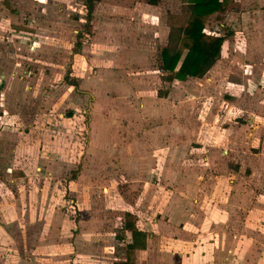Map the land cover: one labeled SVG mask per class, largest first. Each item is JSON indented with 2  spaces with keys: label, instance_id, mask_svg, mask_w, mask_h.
I'll return each mask as SVG.
<instances>
[{
  "label": "rangeland",
  "instance_id": "obj_1",
  "mask_svg": "<svg viewBox=\"0 0 264 264\" xmlns=\"http://www.w3.org/2000/svg\"><path fill=\"white\" fill-rule=\"evenodd\" d=\"M137 5L148 15L136 18L131 10ZM191 8L189 0H98L88 22L86 0H0V73L24 78L18 90L10 78L8 94L0 93V130L11 136L7 148L0 146V264H111L120 203L145 190L146 182L159 180L155 170L175 146L168 141L166 147L154 134L151 157L146 165L139 162L148 167L140 177L115 157L103 156V147L112 149L111 137L101 152L87 151L98 123L119 119L120 126L108 128L120 129L128 144L145 123L156 132L165 122L183 120L184 166H202V158L193 156L200 140L216 129L205 119L214 120L213 110L225 113V80L213 84L207 72L201 79L169 80L161 69L162 48L178 45ZM261 8L262 0H230L224 12L209 16L205 31L226 34L228 42L240 40L264 23ZM245 9L254 15L244 19ZM137 20L147 31L125 29L120 42L108 28L134 26ZM163 26L170 27L162 38ZM1 84L6 88V81ZM239 116L238 111L230 115ZM48 120L51 131L43 130ZM192 121L202 123L192 126ZM39 125L42 138H56L54 161L38 163L26 147L17 163V140L28 134L27 143L33 133L39 136ZM14 166L25 167L28 175L15 179L10 175Z\"/></svg>",
  "mask_w": 264,
  "mask_h": 264
},
{
  "label": "crops",
  "instance_id": "obj_2",
  "mask_svg": "<svg viewBox=\"0 0 264 264\" xmlns=\"http://www.w3.org/2000/svg\"><path fill=\"white\" fill-rule=\"evenodd\" d=\"M245 10L241 13L244 19L254 15L252 9ZM258 12L264 14V8ZM131 13L136 18L148 15L144 10L141 12L138 5ZM147 27L137 20L134 26L108 28L114 29V39L120 42L125 29L147 31ZM168 27H162V38L168 35ZM243 29L246 31L248 27ZM248 30L244 38H236L235 42H228V35L223 34L226 40L222 54L224 47L228 50L207 71L211 83H220L221 77L225 80L221 86L225 113L218 114L217 110H213L212 115L216 116L214 120L205 119L207 124L215 123L216 129L201 139L200 146L196 147L198 154L193 157L202 158V166H184L188 154L182 149L186 141L183 120L174 119L171 124L165 122L162 125L164 128L156 132L153 125L145 123L146 119L140 120L145 123L144 131L140 135L135 131V136L131 137L128 144L123 141L120 129L108 128L120 126L122 122L119 119H114L112 123H98L95 134L91 132L93 136L87 151L89 148L101 152L100 146H105L111 137L112 149L107 146V150H104L103 147V156L108 154L115 157L119 163L126 164L129 168L127 171H133L140 177L148 170L144 165L151 157L154 134L161 142L165 141L166 147L168 141L175 146L170 156H162L166 158L164 165L155 170L160 176L159 180H148L145 183L148 188L145 186L140 194H131L133 198L130 197V201L120 203L115 222L118 234L109 246L112 249L110 258H113L111 264H124L127 261V245L133 241L132 231L123 228L128 212L134 214L136 225L146 233V245L135 249L131 264H264V23ZM156 35H159L158 32ZM202 77L188 78L196 80ZM10 78L15 79L12 83L17 90L24 81L23 77L19 79L16 75L10 77L0 73V93L3 91L8 94ZM5 81L6 88L1 86ZM16 96L14 90L12 97ZM241 98L243 102L239 104ZM157 110L163 111V107ZM237 111L240 112L239 118L232 119L230 115ZM48 122L44 123L43 130L51 131L52 125L50 120ZM190 123L194 126L202 122ZM170 126L176 131L169 130ZM38 127L39 136L33 133L32 140L29 139L27 143L23 137L28 138V134L21 141L17 140L14 152L17 163L19 158L26 155V147L29 156L38 163L42 159L54 161L56 151L53 150V144L56 138L53 139L51 135L49 140L42 138L41 125ZM10 137L8 131L0 130V146L7 148ZM13 137L15 141V134ZM163 146L162 150L166 149ZM10 171L15 179H23L28 175V170L23 166H14ZM2 172L0 163V180Z\"/></svg>",
  "mask_w": 264,
  "mask_h": 264
},
{
  "label": "trees",
  "instance_id": "obj_3",
  "mask_svg": "<svg viewBox=\"0 0 264 264\" xmlns=\"http://www.w3.org/2000/svg\"><path fill=\"white\" fill-rule=\"evenodd\" d=\"M98 0H86V20L91 21L95 4ZM191 13L184 27L181 28L178 45L173 49L162 48L161 69L169 80L185 81L188 77H202L221 57L226 35L212 34L205 31V24L214 12H224L230 0H189ZM72 85H77L71 82ZM123 228L132 231L133 241L127 245V261L131 264L134 251L146 245V233L138 228L134 214H126Z\"/></svg>",
  "mask_w": 264,
  "mask_h": 264
}]
</instances>
